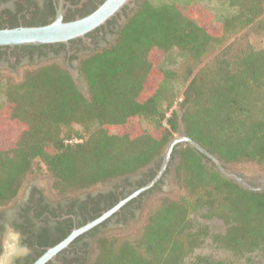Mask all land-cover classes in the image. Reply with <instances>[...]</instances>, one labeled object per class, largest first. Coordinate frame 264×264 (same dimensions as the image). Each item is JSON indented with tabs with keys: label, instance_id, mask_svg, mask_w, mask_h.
<instances>
[{
	"label": "trees",
	"instance_id": "trees-1",
	"mask_svg": "<svg viewBox=\"0 0 264 264\" xmlns=\"http://www.w3.org/2000/svg\"><path fill=\"white\" fill-rule=\"evenodd\" d=\"M211 1L232 13L217 17L203 2L144 0L114 44L81 60L88 95L56 63L27 72L20 82L4 81L0 206L36 172L49 175L58 194L135 174L162 156L181 117L187 135L223 162L263 170L262 40H235L197 67L229 30L258 22L256 31L264 35V0ZM174 49L188 67L179 102L164 92L179 75L165 64ZM177 156L174 178L182 193L155 198L134 236L99 237L91 264L261 262L264 189L226 177L190 144ZM207 247L228 257L203 254Z\"/></svg>",
	"mask_w": 264,
	"mask_h": 264
},
{
	"label": "flooded vegetation",
	"instance_id": "flooded-vegetation-1",
	"mask_svg": "<svg viewBox=\"0 0 264 264\" xmlns=\"http://www.w3.org/2000/svg\"><path fill=\"white\" fill-rule=\"evenodd\" d=\"M104 1L0 0V28L45 25L54 21L59 11L64 21L75 20L92 13ZM143 1L136 0L137 7L125 5L106 23L84 37L71 39L69 43L0 45V89L4 88V81L20 82L27 72L53 63L71 73L73 69H78L84 88L87 84L80 72L81 60L114 44L124 24ZM181 146L175 145L168 155L166 148L161 157L135 174L70 194L56 193L40 174L28 176L16 197L0 206V235L3 233V214L15 210L14 226L23 234V242L31 249L30 255L18 260L17 264H34L73 230L120 205L106 219L75 237L45 263L91 264L98 254L99 237H108L112 231L138 224L152 199L168 190L178 163L177 150ZM239 175L247 177V182L254 187L262 186L258 190L264 189V169Z\"/></svg>",
	"mask_w": 264,
	"mask_h": 264
},
{
	"label": "water",
	"instance_id": "water-1",
	"mask_svg": "<svg viewBox=\"0 0 264 264\" xmlns=\"http://www.w3.org/2000/svg\"><path fill=\"white\" fill-rule=\"evenodd\" d=\"M125 5H129L131 7L138 6L136 0H105L95 11L75 20L64 21L63 14L59 11L56 19L45 25L0 28V45L45 44L60 42L69 43L71 39L84 37L88 32L93 31L100 25L106 23L107 20L114 14L120 12L122 7ZM72 74L79 88L83 90L86 95H88L89 90L87 85H85L84 88L81 86L78 69H73ZM179 144L183 146L190 144L193 148L205 156V162L209 165L216 166L223 175L233 179L241 186L251 190H258L262 188V186L254 187L250 185L247 182L249 180L247 177L239 175L240 173L231 168L229 164L220 160L218 156L212 154L203 145L188 136L182 117L179 120L178 134L166 147L167 155L172 151L175 145ZM262 185H264V178L262 179ZM119 206L120 205L116 206L109 212L104 213L101 217L87 223L85 226L73 230V232L65 240L56 246L49 248L48 251L34 264H45L46 261L54 257L58 251L67 247L75 237L102 222L111 213L116 211Z\"/></svg>",
	"mask_w": 264,
	"mask_h": 264
},
{
	"label": "rangeland",
	"instance_id": "rangeland-1",
	"mask_svg": "<svg viewBox=\"0 0 264 264\" xmlns=\"http://www.w3.org/2000/svg\"><path fill=\"white\" fill-rule=\"evenodd\" d=\"M183 1H190L191 3H194V4L198 3V2L199 3L203 2L206 4V6L208 8L213 9V11L217 14V17L223 13H226V12L232 13V10L228 5L219 4L218 2L211 1V0H183ZM257 23L258 22H255L252 25H249V26L244 27V28L238 27V28H234L232 30L227 31L225 33V37L223 38L222 42L212 43L210 45L208 52L202 58L197 69H199V68L203 67L204 65H206L207 63H209L218 54V52L222 48H224L225 46H227L228 44H230L231 42H233L235 40L251 41V42L257 41V40L258 41L262 40V43L264 45V35H261L258 33V31H256ZM165 64L169 68L175 69L179 75L172 82L171 88H169V87L166 88V90H164V92H167L168 95L174 94L176 102H179L183 99V92H184L185 87L187 85V82L185 81V74L188 71L186 58H184V56L177 49H174L166 56ZM3 95L4 94L2 92H0V103L3 102V100H4ZM144 126L149 127V125H147L146 123H144ZM230 167L233 168L234 170H236L237 172L243 173V174L250 173V172H253L254 170L258 169L257 167H255L253 165H238V166L230 165ZM34 174L42 175L51 184V178L49 175H47L45 173H39V172H36ZM34 174H32V175H34ZM181 193H182L181 189L176 184L175 178H174V179H172L168 190L166 192H162V193L158 194L156 197H154V199H152L151 203L155 200V198H157L161 195H169L171 197H178ZM150 204L148 205V207L150 206ZM148 207L145 210L143 219L138 224H135L132 227H128V228H125L122 230L112 231V232H110L109 235H111V236H134L136 233L139 232L141 226L144 223V219H145V215H146V212L148 210ZM217 225H220V224H217ZM201 251L203 254H209V253L213 254V256L216 259H226V257H228V255H227L228 253L223 252L221 250H217L214 247H207ZM261 256H262L261 262L259 261L258 263H254V264H264V254H261ZM251 260H252V257H251ZM254 260L256 261L258 259L255 258ZM233 264H246V260H243L241 262L234 261Z\"/></svg>",
	"mask_w": 264,
	"mask_h": 264
},
{
	"label": "clouds",
	"instance_id": "clouds-1",
	"mask_svg": "<svg viewBox=\"0 0 264 264\" xmlns=\"http://www.w3.org/2000/svg\"><path fill=\"white\" fill-rule=\"evenodd\" d=\"M3 233L0 235V264H17V261L30 255L29 245L23 242V234L14 226L15 210L4 214Z\"/></svg>",
	"mask_w": 264,
	"mask_h": 264
}]
</instances>
